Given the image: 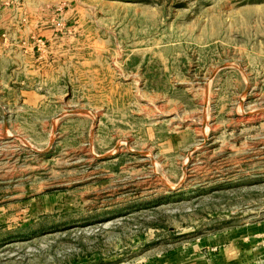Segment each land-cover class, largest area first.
I'll return each instance as SVG.
<instances>
[{"label": "rangeland", "instance_id": "obj_1", "mask_svg": "<svg viewBox=\"0 0 264 264\" xmlns=\"http://www.w3.org/2000/svg\"><path fill=\"white\" fill-rule=\"evenodd\" d=\"M0 264H264V0H0Z\"/></svg>", "mask_w": 264, "mask_h": 264}, {"label": "bare ground", "instance_id": "obj_2", "mask_svg": "<svg viewBox=\"0 0 264 264\" xmlns=\"http://www.w3.org/2000/svg\"><path fill=\"white\" fill-rule=\"evenodd\" d=\"M204 122V121H203ZM203 124V123H202ZM206 125H207V122H206ZM204 127H205V125H204ZM207 131V130H206Z\"/></svg>", "mask_w": 264, "mask_h": 264}, {"label": "water", "instance_id": "obj_3", "mask_svg": "<svg viewBox=\"0 0 264 264\" xmlns=\"http://www.w3.org/2000/svg\"><path fill=\"white\" fill-rule=\"evenodd\" d=\"M72 112V111H71Z\"/></svg>", "mask_w": 264, "mask_h": 264}]
</instances>
